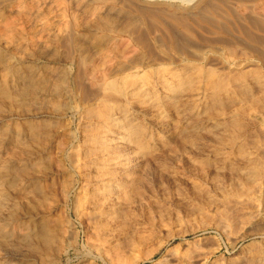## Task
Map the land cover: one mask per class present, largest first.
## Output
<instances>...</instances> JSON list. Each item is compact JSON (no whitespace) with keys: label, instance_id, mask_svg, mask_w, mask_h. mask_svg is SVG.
I'll use <instances>...</instances> for the list:
<instances>
[{"label":"rangeland","instance_id":"rangeland-1","mask_svg":"<svg viewBox=\"0 0 264 264\" xmlns=\"http://www.w3.org/2000/svg\"><path fill=\"white\" fill-rule=\"evenodd\" d=\"M191 1L0 0V114L9 117L3 129L8 131L7 124L17 142L28 140L36 166L29 168L32 173L25 171L34 187L27 190L31 195L18 213L33 215L36 210L49 220L47 241L52 246L46 241L42 246L47 247L36 248L37 264H264L255 259L264 248V81L263 92L254 85L248 87L250 92L230 86L228 92H219V103L212 104V90L203 88L198 71L201 66L236 77L240 70H255L264 77V64L252 57L250 42L240 33L251 31L264 39L253 23L264 19V0ZM204 4L217 7L216 25L196 22L192 16ZM160 9L191 14L175 22ZM7 22L11 32L4 28ZM171 40L175 47L170 48ZM181 55L190 60V70L182 68ZM234 59L241 66L235 68ZM174 70L189 84L169 95L162 81L174 87L168 74ZM133 85L141 91L131 90ZM103 101H110L112 114L128 117L130 139L127 126L111 130L99 115ZM254 101L258 103L250 104ZM231 119L236 130L230 128ZM121 121L125 123L117 119ZM206 121L227 130L194 128ZM110 134L121 140L108 145ZM108 153L118 154V165L137 176L129 208H120L112 222L98 215L96 204L101 197L99 176L108 171L103 167L100 172L96 165ZM18 189L16 185L10 191ZM181 254L188 257L180 263Z\"/></svg>","mask_w":264,"mask_h":264},{"label":"bare ground","instance_id":"bare-ground-1","mask_svg":"<svg viewBox=\"0 0 264 264\" xmlns=\"http://www.w3.org/2000/svg\"><path fill=\"white\" fill-rule=\"evenodd\" d=\"M179 1H181V2H185V3H187V2H189V1H191V0H179ZM40 2V1H39ZM192 2V1H191ZM211 2H213V1H211ZM226 2V1H225ZM42 3V2H41ZM209 3H210V1H209ZM210 4H212V3H210ZM37 7V6H36ZM199 7V6H198ZM198 7H196V8H198ZM17 8V7H16ZM64 8V7H63ZM97 8V7H96ZM144 8V7H143ZM142 8V9H143ZM217 8V7H216ZM215 8V9H216ZM215 9L212 7V5L210 6V5H208V4H204V5H202V6H200L198 9H195V11L192 13L193 15L192 16H194V18H195V20H196V22L198 21V22H202V23H207V25H212V26H214V25H216L215 24ZM145 10V9H144ZM151 10H154V9H151ZM156 10V9H155ZM164 10V9H163ZM163 10L161 11V9H160V13L162 12V14H163V16H165V17H167V18H169V19H171V20H174L175 22L178 20V19H180L181 20V17H183V19H184V17L185 18H188V15H190L191 13H189V12H187V13H189L188 15H184V14H181L180 13V15L178 14H176L175 13V11H173V12H171V11H167V9H165V11L163 12ZM217 10V9H216ZM14 11V10H13ZM31 12V11H30ZM152 12V11H151ZM154 12H156V11H153V13ZM157 12H159V9H158V11ZM185 12V11H184ZM253 12V11H252ZM75 13V12H74ZM92 13V12H91ZM183 13V12H182ZM186 13V14H187ZM262 13V12H261ZM157 14V13H156ZM28 15V14H27ZM145 15V14H144ZM147 15H149V14H147ZM151 15V14H150ZM158 15H159V13H158ZM181 16V17H180ZM187 16V17H186ZM150 17V16H149ZM152 17V16H151ZM191 17V16H190ZM32 18V17H31ZM153 19H154V17H152ZM107 19V18H106ZM180 20H178V22H180ZM192 20V19H191ZM184 21H186V19L184 20ZM9 22H12V21H9ZM67 22H68V20H67ZM101 22V21H100ZM195 22V21H194ZM249 22H252V20L251 21H249ZM66 23V22H65ZM64 23V24H65ZM76 23V22H75ZM74 23V24H75ZM205 23V24H206ZM217 23V22H216ZM253 23H255V27L254 28H256L255 30L256 31H260V33H264V19L263 20H261V19H257L256 21H253ZM1 24V23H0ZM2 24H3V22H2ZM8 24V22L6 23V26H4V28H5V30H7V32L10 30V32H11V29H10V25H7ZM10 24V23H9ZM69 24V23H68ZM178 24V23H177ZM198 24V23H197ZM251 24V23H250ZM5 25V24H4ZM249 25V24H248ZM253 25V24H252ZM251 25V26H252ZM58 26V25H57ZM182 26V25H181ZM0 27H2V25L0 26ZM31 27V26H30ZM68 27V26H67ZM3 28V27H2ZM185 30H187L185 27H183ZM253 28V27H252ZM224 29V28H223ZM234 29V28H233ZM2 30H4V29H2ZM226 30V29H225ZM254 30V29H253ZM1 31V30H0ZM57 31V30H56ZM243 32L244 33H242V30H240V33L243 35H245L244 37H246L247 39H248V41L250 42V44L248 45V47H249V52H251V54H252V57L253 58H255L256 60H258L259 62H261L262 63V66H263V64H264V39H262V38H260V37H258V38H255L254 36V34H253V32H251V31H244L243 30ZM2 33H5L4 31H2ZM35 33V32H34ZM225 33V32H224ZM63 34V33H62ZM71 34V33H70ZM2 35V34H1ZM4 36V35H3ZM7 36V35H6ZM5 37V36H4ZM46 37V36H45ZM183 37V36H182ZM263 37V36H262ZM176 38V37H175ZM140 39V38H139ZM171 39V38H170ZM178 39V38H177ZM141 40V39H140ZM21 41H22V39H21ZM143 43V42H142ZM1 44V43H0ZM27 44H29V43H27ZM176 42L174 41V40H171L170 41V48H172V47H175L176 46ZM30 45H32L31 43H30ZM145 45V44H144ZM147 45V44H146ZM183 47V46H182ZM23 48V47H22ZM181 49V48H180ZM206 49V48H205ZM212 50V49H211ZM214 50V49H213ZM233 50V49H232ZM15 51V50H14ZM25 51V50H24ZM169 51V50H168ZM220 51V50H219ZM26 52V51H25ZM184 52L183 51H178V54H183ZM193 53V52H192ZM215 53V52H214ZM218 53V52H217ZM216 53V54H217ZM235 53V52H234ZM200 54V53H199ZM199 54H197V56L199 55ZM231 54V53H230ZM3 55V54H2ZM5 55V54H4ZM185 55V54H184ZM248 55V54H247ZM168 56V55H167ZM223 56V55H222ZM182 59H183V64L181 65L182 66V68L183 69H185V68H190V60H188L187 58H185V56H180ZM230 57V56H229ZM180 58V59H181ZM198 58H201V55H200V57L198 56ZM223 58H225V56L223 57ZM247 58V57H246ZM249 58H251V56L249 57ZM232 59V58H231ZM230 59V60H231ZM235 59H236V57H235ZM235 59H234V61H235ZM1 60V59H0ZM3 60V59H2ZM6 60V59H5ZM239 60V59H238ZM237 60V61H238ZM241 60V59H240ZM255 60V61H256ZM8 61V60H7ZM225 61H227V60H225ZM10 62V61H9ZM177 62V61H176ZM180 62H182V60L180 61ZM193 62V61H192ZM195 62V61H194ZM233 62V61H232ZM236 62V61H235ZM241 62V61H240ZM252 62V61H251ZM221 63V62H220ZM237 63V62H236ZM244 63V62H243ZM247 63V62H246ZM227 64V63H226ZM254 64H255V62H254ZM191 65H193V64H191ZM197 65V64H196ZM200 65V64H199ZM233 65V64H232ZM203 66V65H202ZM236 66H241V64H239V63H237L234 67L235 68H237ZM249 66V65H248ZM254 66H258V65H254ZM100 67V66H99ZM195 67V66H194ZM232 67V66H231ZM250 67H252L251 66V64H250ZM165 67H163V69H164ZM197 68V67H196ZM224 68V67H223ZM227 68V67H226ZM229 68V67H228ZM234 68V69H235ZM259 68V67H258ZM9 69V68H8ZM100 69H102V68H100ZM167 69V68H166ZM187 69V70H188ZM248 69V68H247ZM255 69V68H254ZM253 69V70H254ZM257 69V68H256ZM158 70V69H157ZM186 70V71H187ZM190 70V69H189ZM194 70H196V69H194ZM231 70V69H230ZM257 70H259V69H257ZM5 71H6V69H5ZM93 71V70H92ZM162 71V70H161ZM176 71L177 70H174V71H169L168 72V74H170L171 76H172V80L174 79V82L176 83V85L174 86V87H172L171 88V86H169V81L167 82V81H165V80H163L162 81V83L165 85V87H167L168 86V88H166V90H167V92H169V95H171L170 93H173L174 94V92H175V90L177 89V88H180V87H182L183 85H188L189 84V80H186L185 78H182V77H178V75L177 74H175L176 73ZM180 71V70H179ZM186 71H185V73H186ZM198 71H200L201 72V75H202V77L204 78V82H202V83H204V86L205 87H203V88H206V89H210V90H212V95L211 96H209V98H208V100H210L211 102H212V104H215V103H219V100H220V94H219V92H221V91H227L228 92V90H229V87L231 86L232 88H235V87H238L239 89H241L243 92L246 90V89H248V87H250V85L251 86H253L254 85V87L255 86H257V87H259V89L261 88L260 86H263V78H262V76L260 75V73H258V71H251V72H243L242 70H240L241 72H239L238 74L236 73V77H233V76H227V75H221V74H219V73H217V72H215V70H213L212 68L210 69V68H204V69H202L201 68V66H200V68L198 69ZM245 71V70H244ZM247 71H249V70H247ZM120 72V71H119ZM151 72V71H150ZM163 72V71H162ZM165 72H167V70H165ZM165 72H163V73H165ZM184 72V71H183ZM187 72H189V71H187ZM191 73H192V71H191ZM199 73V72H198ZM198 73H193V74H195L196 76H197V74ZM33 74V73H32ZM146 74V73H145ZM150 74H152V73H150ZM190 74V73H189ZM166 75V74H165ZM186 75H187V73H186ZM201 75L199 76V77H197V78H199V80L201 79ZM4 76V75H3ZM27 76H29V75H27ZM34 76V75H33ZM36 76V75H35ZM160 76H161V74H160ZM167 76V75H166ZM189 76V75H188ZM187 76V77H188ZM10 77V76H9ZM129 77V76H128ZM168 77V76H167ZM166 77V78H167ZM170 77V76H169ZM194 77V76H193ZM193 77H191V78H193ZM21 79V78H20ZM35 79V78H34ZM146 79V78H145ZM144 79V80H145ZM147 79H150V78H147ZM146 79V80H147ZM160 79V78H159ZM190 79V78H189ZM194 79V78H193ZM12 80V79H11ZM37 80V79H36ZM42 80V79H41ZM126 80H128V79H126ZM198 80V79H197ZM33 81V80H32ZM31 81V82H32ZM129 81V80H128ZM131 81H134V80H131ZM148 81V80H147ZM195 81H196V79H195ZM194 80H193V82H195ZM22 82V81H21ZM26 81H24V83H25ZM124 83H126L125 82V80L123 81ZM174 82H172V83H174ZM198 81H196V85H198V83H197ZM10 83V82H9ZM40 82H38V84H39ZM111 83V82H110ZM136 83V82H135ZM159 83V82H158ZM6 84V83H5ZM114 84V83H113ZM112 84V85H113ZM128 84V83H127ZM126 84V85H127ZM147 84V83H146ZM151 84V83H150ZM171 84V83H170ZM194 84V83H193ZM2 85V84H1ZM10 85V84H9ZM22 85V84H21ZM111 85V86H112ZM115 85V84H114ZM113 85V86H114ZM125 85V86H126ZM148 85V84H147ZM146 85V86H147ZM234 85H237V86H234ZM22 86H24V85H22ZM25 86H26V84H25ZM31 86H33V85H31ZM62 86V85H61ZM111 86H110V88H111ZM155 86V85H154ZM173 86V85H172ZM14 87V86H13ZM45 87V86H44ZM115 87V86H114ZM114 87L112 88V89H114ZM194 87V86H193ZM264 87V86H263ZM262 87V88H263ZM15 88V87H14ZM116 88H117V85H116ZM126 88V87H125ZM130 88V87H129ZM151 88V87H150ZM192 88V87H191ZM261 88V89H262ZM12 89V88H11ZM108 89V88H107ZM163 89V88H162ZM199 89V88H198ZM237 89V88H236ZM261 89H260V91H261ZM16 90V89H15ZM15 90H14V92H15ZM20 90V89H19ZM119 90V89H118ZM117 89L115 90V91H118ZM131 90H135V91H141L140 90V88L138 87V85L136 86V85H133V89H131ZM192 90V89H191ZM29 91V90H28ZM34 91H36V90H34ZM107 91V90H106ZM206 91H208V90H206ZM232 91V90H231ZM237 91V90H236ZM248 91L250 92V90L248 89ZM40 92V91H39ZM131 92V91H130ZM193 92V91H192ZM261 92H263V91H261ZM13 93V92H12ZM117 93V92H116ZM119 93V92H118ZM122 93V92H121ZM188 93V92H187ZM206 93V92H205ZM253 93V92H252ZM251 93V94H252ZM264 93V92H263ZM14 94V93H13ZM34 94V93H33ZM41 94V93H40ZM61 94V93H60ZM173 94H172V96H173ZM246 94H247V92H246ZM250 94V93H249ZM248 94V95H249ZM109 95V94H108ZM110 95H111V93H110ZM26 96V95H25ZM115 96V95H114ZM144 96V95H143ZM234 96V95H233ZM244 96V95H243ZM24 97V96H23ZM120 97V96H119ZM119 97H117V98H119ZM181 97V96H180ZM110 98H112V97H110ZM116 98V99H117ZM203 98V97H202ZM230 98H231V96H230ZM258 98V97H257ZM256 98V99H257ZM12 99V98H11ZM38 99H40V98H38ZM105 99V98H104ZM106 99H108V97L106 98ZM105 99V100H106ZM135 99V98H134ZM171 99H173L172 100V102L173 101H175V98H169V100H171ZM249 99V98H248ZM254 99V98H253ZM261 99V98H260ZM4 100V99H3ZM13 100V99H12ZM45 100V99H44ZM43 100V101H44ZM190 100V99H189ZM241 100H242V98H241ZM118 101H119V99H118ZM131 101V100H130ZM178 101V100H177ZM244 101V100H243ZM243 101H242V103H243ZM250 101V100H249ZM104 102V101H103ZM110 101H106V103L104 102L103 104H106V105H98V106H102V109H101V111H100V113H99V115L101 116V117H103V119L106 121V123L108 124V126H109V128L111 129V130H115V129H117V130H121V129H124L126 126V128H127V131L129 132V133H127L126 134V136H128V139H130L131 138V136H132V127H131V124H129L128 123V117L125 115V114H123L122 112H118V113H115V114H112L111 113V108H109V106H107V103H109ZM114 102V101H113ZM135 102V101H134ZM198 102V101H197ZM251 102V101H250ZM261 102H263V101H261ZM7 103V102H6ZM42 103V102H41ZM45 103V102H44ZM232 103H234V102H232ZM248 103V102H247ZM254 103L255 104H257L258 102H253V103H250V104H253L254 105ZM264 103V102H263ZM17 104V103H16ZM23 104V103H22ZM132 104H134V103H132ZM235 104V103H234ZM244 104H245V102H244ZM30 105V104H29ZM109 105V104H108ZM217 105V104H216ZM222 105V104H221ZM237 104H235V106H236ZM258 105H260V104H258ZM20 106V105H19ZM21 106H23V105H21ZM32 106V105H31ZM36 106V105H35ZM146 106V105H145ZM148 106V105H147ZM153 106V105H152ZM180 106V105H179ZM225 106V105H224ZM234 106V107H235ZM238 106H240L239 104H238ZM251 106V105H250ZM44 107V106H43ZM50 107V106H49ZM212 107H214V106H212ZM216 107V106H215ZM229 107H230V105H229ZM262 107V106H261ZM190 108V107H189ZM209 108V107H208ZM243 108V107H242ZM1 109V108H0ZM25 109V108H24ZM128 109V108H127ZM168 109H170V108H168ZM193 109V108H192ZM225 109V108H224ZM233 109V108H232ZM241 109V108H240ZM246 109V108H245ZM255 109H256V107H255ZM36 110V109H35ZM34 110V111H35ZM119 110V109H118ZM243 110V109H242ZM247 110V109H246ZM254 110V109H253ZM2 111V110H1ZM251 111V110H250ZM44 112V111H43ZM208 112H210V111H208ZM208 112H205V113H208ZM247 112V111H246ZM24 113H26V112H24ZM191 113V112H190ZM193 113V112H192ZM202 113V112H201ZM213 113V112H212ZM215 113V112H214ZM232 113V112H231ZM34 114V113H33ZM39 114V113H38ZM127 114V113H126ZM196 114V113H195ZM211 114V113H210ZM217 114V113H216ZM254 114H255V112H254ZM253 114V115H254ZM13 115V114H12ZM22 114L20 113V116H21ZM26 115V114H25ZM24 115V116H25ZM234 115V114H233ZM4 115H1L0 114V130L2 131H0V264H37V262H36V260H37V258H38V254H37V251H36V248L41 244V248L42 247H44V246H46V245H44V246H42V244L44 243L45 244V242L47 241V238L50 236L49 235V233H48V230H47V226H46V222L47 221H49V220H47L46 222H45V220H46V216L45 215H43L41 212L40 213H36V210H35V214H33V213H31V214H33V215H28V211L26 210V208L24 209V212H28L26 215H22V213H18L19 211H18V209H20L19 207V205L21 204V202L22 201H24L25 200V203H26V200L28 199V196H30L31 194H29V193H26V192H29V191H27L30 187H34V185H33V182H29V180L28 179H30V178H26L25 177V175H26V170H28L29 171V168H33V166H31L33 163H32V160H31V156H33L34 154H32L31 153V151L30 150H28V148H29V142H28V140H26L27 142H25V140H23L24 142H22V143H20V142H17V141H15V138L12 136V135H10L9 133H10V131H9V127H7V124H6V129H8V131H6L5 129H3V128H5V126L3 125V123H7V121H8V118H7V115L5 116V117H3ZM9 116V115H8ZM34 116V115H33ZM116 116H118L117 118H116ZM215 116V115H214ZM159 117V116H158ZM218 117V116H217ZM220 117V116H219ZM225 117V116H224ZM262 117H263V115H262ZM261 117V118H262ZM87 118V117H86ZM96 118V117H95ZM100 118V117H99ZM118 118H120V119H122L123 120V122H125V123H122V121L121 122H117V119ZM196 118V117H195ZM216 118V117H215ZM161 119V118H160ZM192 119V118H191ZM97 120V119H96ZM100 120V119H99ZM232 120L233 119H231L230 120V122L233 124L230 128H232V127H234V124L236 123V121L233 123L232 122ZM120 121V120H119ZM9 122V121H8ZM228 123V122H227ZM238 123V122H237ZM16 124V123H15ZM220 124V123H219ZM215 125V124H212L210 121H206L205 123H203V124H201V125H197V126H194V128L197 130V129H199V127H201V128H203V129H208V128H216L217 129V127H218V130H220L219 129V127H220V125ZM23 125V124H22ZM224 125V124H223ZM229 125V124H228ZM231 125V124H230ZM238 125H239V123H238ZM264 125V124H263ZM15 126V125H14ZM25 126V125H24ZM40 128V127H39ZM210 128V129H211ZM220 128H224L223 126H221ZM228 128V127H227ZM236 128H238V127H234V128H232V130L233 129H235L236 130ZM4 131H3V130ZM33 129H35V128H33ZM213 129V130H214ZM225 129V128H224ZM240 129V128H239ZM21 130V129H20ZM42 130V129H41ZM101 130V129H100ZM104 130V129H103ZM217 130V131H218ZM225 130H227V129H225ZM16 131V130H15ZM17 131H19V130H17ZM35 131V130H34ZM94 131V130H93ZM97 131V130H96ZM105 131V130H104ZM191 131V130H190ZM198 131V130H197ZM196 131V132H197ZM229 131H230V129H229ZM241 131V130H240ZM117 132V131H116ZM193 132H195V131H193ZM201 132V131H200ZM207 132V131H206ZM236 132V131H235ZM141 133V132H140ZM231 133V132H230ZM99 134V133H98ZM130 136H129V135ZM235 134V133H234ZM17 135V134H16ZM32 135H34L35 136V134H32ZM44 135V134H43ZM49 135V134H48ZM102 135V134H101ZM107 135H108V133H107ZM111 135V134H110ZM238 135V134H237ZM30 136V135H29ZM113 135H111L110 137H106V139H107V144L108 145H112V144H116L115 143V141H117V140H121V139H117V138H113L112 137ZM224 136V135H223ZM31 137V136H30ZM30 137H28V139L30 138ZM36 137V136H35ZM42 137V136H41ZM66 137V136H65ZM238 137V136H237ZM23 139V138H22ZM31 139H33V138H31ZM35 139V138H34ZM178 139H179V137H178ZM233 139V138H232ZM231 139V140H232ZM234 139H236V137L234 138ZM238 139V138H237ZM18 140V139H17ZM30 140V139H29ZM100 140V139H99ZM101 140L102 141H105L104 139H103V137L101 138ZM125 140V139H124ZM225 140V139H224ZM230 140V139H229ZM240 140V139H239ZM125 141H128V140H125ZM227 141V140H226ZM233 141V140H232ZM101 142V141H100ZM106 142V141H105ZM142 142V141H141ZM140 142V143H141ZM121 143V142H120ZM221 143H222V141H221ZM220 143V144H221ZM233 142H231V145H233L232 144ZM227 144V143H226ZM242 144V143H241ZM251 144V143H250ZM101 145V144H100ZM106 145V144H105ZM107 145V146H108ZM230 145V144H229ZM32 146V145H31ZM135 146V145H134ZM35 147V146H34ZM33 147V148H34ZM94 147V146H93ZM101 147V146H100ZM104 147V146H103ZM102 147V148H103ZM116 148H118L117 147V145L115 146ZM115 147H113V148H115ZM129 147V146H128ZM237 147V146H236ZM243 147V146H242ZM242 147L240 148V149H242ZM95 149V148H94ZM121 149V148H120ZM240 149H237L240 153H241V150ZM246 149V148H245ZM119 150V149H118ZM138 150H139V148H138ZM252 150V149H251ZM95 151H98V150H95ZM103 151V150H102ZM230 151V150H229ZM236 151V150H235ZM234 151V152H235ZM238 152V153H239ZM37 153H38V150H37ZM98 153H100V152H98ZM106 153V152H105ZM111 153V152H110ZM132 153V152H131ZM237 153V152H236ZM248 153H250V152H248ZM74 154V153H73ZM96 154H97V152H96ZM95 154V155H96ZM107 154V153H106ZM247 154V153H246ZM243 155H245V154H243ZM119 155L118 154H116V153H113V154H109L108 153V155H104L103 156V159H102V157H101V159H100V161H99V165L97 166L96 165V167L98 168V169H101V171L100 172H102L103 171V167L104 168H106L108 171H107V173L106 174H104V175H101L100 173H99V175H101V176H99V181H98V183H97V185L99 184V188H100V198L99 199H97V201H96V204H98V208H97V213H98V215L99 216H104L105 215V217H108V219L109 220H111V222L113 221L112 219L113 218H115V216L113 217V214H115L116 215V213H117V211L120 209V208H124V207H126V208H129V205L131 204L129 201H128V199L129 198H131V193H132V190H133V188H134V186H135V178H134V175L136 174L135 172H133V170L132 169H130V168H124V167H122V166H120V164L118 165V163H117V160H118V157ZM129 156V155H128ZM237 156V155H236ZM254 156V155H253ZM50 157V156H49ZM75 157H76V155H75ZM247 157V156H246ZM245 157V158H246ZM248 157H249V155H248ZM129 158V157H128ZM136 158V157H135ZM237 158V157H236ZM240 158V157H239ZM250 158V157H249ZM77 159V158H76ZM242 158H240V160H241ZM255 159V158H254ZM264 159V158H263ZM136 160V159H135ZM138 160V159H137ZM247 160V159H246ZM96 161H98V160H96ZM120 161V160H119ZM250 161V160H249ZM74 162V161H73ZM100 162H101V164H100ZM240 162V161H239ZM253 162H255V161H253ZM257 162V161H256ZM255 162V163H256ZM97 163V162H96ZM223 163V162H222ZM251 163V162H250ZM126 164V163H125ZM34 165V164H33ZM134 165V164H133ZM35 166V165H34ZM102 168H101V167ZM128 166V165H127ZM199 166V165H198ZM246 166V165H245ZM36 167V166H35ZM100 167V168H99ZM234 167V166H233ZM57 168V167H56ZM250 169H251V167H249ZM259 169V168H258ZM19 171V173H14V171ZM32 170V169H31ZM30 170V171H31ZM34 170V169H33ZM105 170V169H104ZM135 170V169H134ZM254 170V169H253ZM256 170V169H255ZM254 170V171H255ZM261 170V169H260ZM260 170H259V172H260ZM27 171V172H28ZM29 171V172H30ZM242 171H243V169H242ZM246 171V170H245ZM248 171L249 170H247V172L246 173H248ZM239 172V171H238ZM252 172V171H251ZM255 172H258L257 170L255 171ZM254 172V173H255ZM30 173H32V172H30ZM249 173H250V171H249ZM262 173V172H261ZM27 174H29V173H27ZM258 174V173H257ZM251 175H253V174H251ZM28 176V175H27ZM98 176V175H97ZM136 176V175H135ZM254 176V175H253ZM261 176V175H260ZM29 177V176H28ZM137 177V176H136ZM251 177V176H250ZM92 178V177H91ZM96 179H97V177H96ZM95 179V180H96ZM249 180V179H248ZM257 180V179H256ZM136 181H138V179L136 178ZM253 182V181H252ZM251 182V183H252ZM263 182V181H262ZM247 183V182H246ZM254 184V183H253ZM16 185L17 186H19V191H18V193L16 192V190L14 191V192H12V191H10V189H14L15 187H16ZM96 185V184H95ZM86 186V185H85ZM254 186V185H253ZM137 187V186H136ZM136 187H135V190H136ZM142 187V186H141ZM219 187V186H218ZM256 187V186H255ZM98 188V187H97ZM96 188V189H97ZM139 188V187H138ZM137 188V189H138ZM254 188V187H253ZM252 188V189H253ZM31 189V188H30ZM246 189V188H245ZM245 189H242V190H245ZM252 189H250V190H252ZM140 190V189H139ZM231 190V189H230ZM242 190H241V193H242ZM249 190V189H248ZM33 191V190H32ZM137 191V190H136ZM34 192V191H33ZM133 192H135V191H133ZM139 192V191H138ZM249 192V191H248ZM254 192H255V190H254ZM254 192H253V194H254ZM259 192V191H258ZM135 193H137V192H135ZM238 193V192H237ZM251 193V192H250ZM26 194H29V195H27L26 196ZM34 195V194H33ZM39 195H40V192H39ZM39 195H37V198L39 197ZM98 195H99V193H98ZM241 195V194H240ZM18 196H20V197H22V196H25V197H27V198H25V197H22V198H20V197H18ZM42 195H40V197H41ZM254 196V195H253ZM36 197V196H35ZM133 197V196H132ZM41 199V198H40ZM39 199V200H40ZM79 199H81V198H79ZM131 199H133V198H131ZM258 199V198H257ZM35 200H36V198H35ZM84 200V199H83ZM30 201V200H29ZM37 201V200H36ZM32 204H33V201H30ZM42 202H44V201H42ZM256 202V201H255ZM23 203V202H22ZM28 203V202H27ZM78 203V202H77ZM35 204V203H34ZM36 204H37V202H36ZM95 204V203H94ZM93 204V205H94ZM95 204V205H96ZM30 205V204H29ZM28 204H27V206H29ZM40 205V204H39ZM43 205H44V203H43ZM32 206V205H31ZM48 206V205H47ZM84 206H86V205H84ZM252 206V205H251ZM22 207V206H21ZM95 207V206H94ZM93 207V208H94ZM23 208V207H22ZM30 208V207H29ZM92 208V209H93ZM36 209V208H35ZM39 208H37V210H38ZM26 210V211H25ZM32 210H34V209H32ZM47 210V209H46ZM45 210V211H46ZM241 210V209H240ZM23 211V210H22ZM21 212V211H20ZM119 212V211H118ZM243 212V211H242ZM47 213V212H46ZM96 213V212H95ZM235 213V212H234ZM119 214V213H118ZM244 214H245V212H244ZM255 214V213H254ZM107 215V216H106ZM49 216V215H48ZM47 216V217H48ZM233 216V215H232ZM251 216V215H250ZM117 217V216H116ZM230 217V216H229ZM243 217V216H242ZM234 218V217H233ZM107 219V220H108ZM119 219V218H118ZM227 219H229V218H227ZM246 219H247V215H246ZM252 219V218H251ZM55 220V219H54ZM123 220V219H122ZM226 220V219H225ZM51 221V220H50ZM106 221V220H105ZM228 221V220H227ZM245 221V220H244ZM110 222V223H111ZM221 222V221H220ZM224 222V221H223ZM226 222V221H225ZM246 222H247V220H246ZM264 222V221H263ZM106 223H108V221L106 222ZM260 223V222H259ZM45 224V225H44ZM70 224V223H69ZM202 224V223H201ZM229 224V223H228ZM49 225H50V223H49ZM219 225V224H218ZM225 225H226V223H225ZM256 225V224H255ZM219 226H221V225H219ZM50 227H51V225H50ZM202 227V226H201ZM48 228H49V226H48ZM53 228V227H52ZM57 229V228H56ZM119 229V228H118ZM226 229V228H225ZM184 231V230H183ZM59 232V231H58ZM52 234V233H51ZM137 234V233H136ZM263 234H261V237L262 238H264V236H262ZM53 236V235H52ZM135 236V235H134ZM178 236V235H177ZM139 237H140V235L138 236V239H139ZM171 237V236H170ZM55 238V237H54ZM54 238H52V239H54ZM143 238V237H142ZM141 239V238H140ZM139 239V240H140ZM136 240V239H135ZM183 240V239H182ZM181 240V241H182ZM195 240H197V239H195ZM51 241V240H50ZM49 241V239H48V241H47V243H49L50 242ZM145 241V240H144ZM194 241V240H193ZM184 242V241H183ZM198 242V241H197ZM50 243H52V242H50ZM49 243V244H50ZM182 243V242H181ZM189 243V242H188ZM191 243H192V241H191ZM191 243H190V245H191ZM263 243V242H262ZM98 244V243H97ZM143 244V243H142ZM184 244H185V242H184ZM186 244H187V242H186ZM185 244V245H186ZM194 244H196V243H194ZM51 245V244H50ZM192 245H193V243H192ZM52 246V245H51ZM179 246V245H178ZM177 245H176V247H178ZM184 246V245H183ZM188 246V245H187ZM186 246V248L189 250L190 249V247L191 246H189V247H187ZM194 246V245H193ZM47 247V246H46ZM45 247V248H46ZM137 247V246H136ZM185 247V246H184ZM184 247H183V249H184ZM195 247V246H194ZM264 247V246H263ZM41 248H40V250H41ZM44 248V249H45ZM107 248V247H106ZM129 248V247H128ZM133 248V247H132ZM38 249V248H37ZM117 249V248H116ZM134 249V248H133ZM177 249V248H176ZM176 249L174 250V251H176ZM178 249H179V247H178ZM180 249H181V247H180ZM179 249V250H180ZM182 249V250H183ZM137 250V249H136ZM150 250V249H149ZM185 250V249H184ZM188 250H187V254H188V256H189V253H188ZM259 250V249H258ZM42 251V250H41ZM56 251H58V250H55V252ZM118 251V250H117ZM170 251V250H169ZM172 251H173V249H172ZM171 251V252H172ZM173 251V252H174ZM186 251V250H185ZM192 251V250H191ZM194 251V250H193ZM113 252V251H112ZM177 252V251H176ZM179 252V251H178ZM181 252V251H180ZM201 252V251H200ZM39 253V252H38ZM41 253V252H40ZM54 253V252H53ZM146 253V252H145ZM166 253V252H165ZM191 253V252H190ZM149 254V253H148ZM148 254H145V256L147 255L148 256ZM182 255V254H181ZM39 256H40V254H39ZM58 256V255H57ZM105 256V255H104ZM133 256V255H132ZM150 256V255H149ZM187 255H182V256H179L178 257V260H179V262L181 263L182 262V260L183 259H186L187 257H188ZM258 257H255V259H263L264 260V248H262L260 251H259V253H258V255H257ZM40 257H42V256H40ZM114 257V256H113ZM202 257V256H201ZM106 258V257H105ZM119 259V258H118ZM146 259V258H145ZM163 260H165V259H163ZM177 260V261H178ZM158 261V260H157ZM256 261V260H255ZM259 262H261L260 260H259ZM176 263H178V262H176ZM184 263V262H183ZM258 263V262H257ZM134 264V263H133ZM154 264H167V263H164L163 261H159V262H156V263H154Z\"/></svg>","mask_w":264,"mask_h":264}]
</instances>
